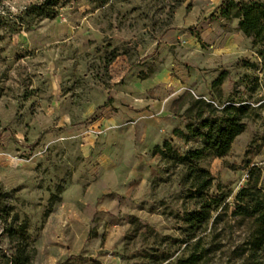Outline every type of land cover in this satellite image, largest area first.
I'll use <instances>...</instances> for the list:
<instances>
[{"label":"rangeland","instance_id":"obj_1","mask_svg":"<svg viewBox=\"0 0 264 264\" xmlns=\"http://www.w3.org/2000/svg\"><path fill=\"white\" fill-rule=\"evenodd\" d=\"M179 1L62 0L55 18L0 30V187L30 221L33 264H176L195 207L186 156L199 145L184 137L181 96L200 87L218 104L242 90L257 107L228 155L203 161L212 192L222 184L233 206L254 167L264 187L261 46L235 25L237 0ZM219 68L229 72L222 97L212 93ZM166 118L164 138H152ZM10 247L0 223V250Z\"/></svg>","mask_w":264,"mask_h":264},{"label":"trees","instance_id":"obj_2","mask_svg":"<svg viewBox=\"0 0 264 264\" xmlns=\"http://www.w3.org/2000/svg\"><path fill=\"white\" fill-rule=\"evenodd\" d=\"M61 1L33 2L18 14L0 8V30L18 33L43 19L55 18ZM110 1L99 0L102 5ZM238 4L239 26L251 33L253 42L261 46L258 54L264 63V0H240ZM243 64L257 67L245 59ZM228 74V70H222L212 83L213 92L220 97L223 96L221 85ZM182 97L188 100L180 116L191 131L189 140H198L199 145L191 147L186 156L195 207L185 214V227L181 228L185 248L176 264H264V187L259 185L260 168L250 170L252 180L234 195L231 206L228 198L232 194L222 184L217 185V193L212 192L215 177L203 163L208 157L228 155L256 113V102L242 90L228 94L222 104L191 92ZM176 104L177 101L175 107ZM219 110L223 116L217 118ZM13 200L14 192L0 187V223L11 245L6 251L0 250V264H33L38 254L36 239L30 232L29 219L20 214ZM49 213L50 210L46 215Z\"/></svg>","mask_w":264,"mask_h":264},{"label":"crops","instance_id":"obj_3","mask_svg":"<svg viewBox=\"0 0 264 264\" xmlns=\"http://www.w3.org/2000/svg\"><path fill=\"white\" fill-rule=\"evenodd\" d=\"M239 1H237L236 2V4L234 5H231V7H232V10L233 11H235L236 13H237V18H236V20H235V25H237V24H239V21H240V19H241V12H240V9H239ZM189 19L190 18H175V21H174V24H173V26L174 27H181V26H184L185 24H187V23H189ZM239 28H240V30L242 31V32H244V33H246L247 34V36H249V37H251L252 38V35H251V33H249V32H247L244 28H241L240 26H239ZM218 54V56H222V54H223V52H217ZM223 70V68H219V70H217V71H215V76H212V80H215L218 76H219V74L221 73V71ZM206 77V76H205ZM205 77H201V81H200V83L201 84H203V82H208V78H205ZM205 82V83H206ZM204 83V84H205ZM199 91H201V92H199L200 94L199 95H203V96H205L206 98H208L209 97V95H207L206 96V94L204 93V91H203V88L202 87H200V89H199ZM212 93H213V90H212ZM131 113V112H130ZM131 115H135V114H131ZM137 115V114H136ZM136 117H138V115L137 116H134V119H137ZM117 119H118V117H117ZM167 122H168V124L169 123H172V121H170V119H168V118H166V119H162V121H161V123H160V125H161V127H162V129H161V132L159 133V131L158 130H156V127H152L151 129H152V132H150L151 133V137L152 138H156L157 136L160 138V139H163L164 138V131L166 130V128L164 127V126H168V124H167ZM133 123H134V121H133ZM171 125V124H170ZM186 132H185V134H184V137H185V139H186V141L187 140H189V138L191 137V131L188 129V127H187V124H186ZM154 138V139H155ZM155 141V140H154ZM157 141H155V143H156Z\"/></svg>","mask_w":264,"mask_h":264},{"label":"built area","instance_id":"obj_4","mask_svg":"<svg viewBox=\"0 0 264 264\" xmlns=\"http://www.w3.org/2000/svg\"><path fill=\"white\" fill-rule=\"evenodd\" d=\"M237 1H240V0H237ZM211 101H213V100H211ZM213 102H214V101H213ZM245 177H246L247 179L250 178V174H249V172L246 173Z\"/></svg>","mask_w":264,"mask_h":264}]
</instances>
